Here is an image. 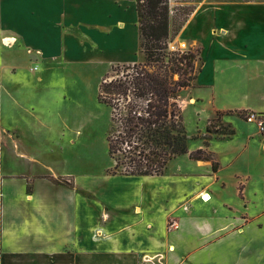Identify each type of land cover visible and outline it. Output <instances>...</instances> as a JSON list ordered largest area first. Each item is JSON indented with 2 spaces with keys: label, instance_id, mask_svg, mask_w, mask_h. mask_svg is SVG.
<instances>
[{
  "label": "crops",
  "instance_id": "crops-1",
  "mask_svg": "<svg viewBox=\"0 0 264 264\" xmlns=\"http://www.w3.org/2000/svg\"><path fill=\"white\" fill-rule=\"evenodd\" d=\"M201 23L207 37L198 47L193 97L204 117L220 112L234 128L231 138L208 141L219 170L186 154L173 160L191 166L189 172L108 174L113 187L102 195L90 179L48 175L40 148L57 147L66 120L85 114L82 85L92 74L91 120L104 73L143 61L134 3L0 0V264H264V205L252 214V199L264 197V175L254 190L256 181L236 170L242 162L252 165V156L264 165V134L231 115H264V0L204 1L176 39L198 44ZM201 86L209 97L198 94ZM227 175L234 178L237 205L225 199ZM119 180H126L128 192L115 188ZM134 180L164 185L132 192ZM203 193L209 201L201 200ZM171 222L176 228H168Z\"/></svg>",
  "mask_w": 264,
  "mask_h": 264
},
{
  "label": "trees",
  "instance_id": "trees-1",
  "mask_svg": "<svg viewBox=\"0 0 264 264\" xmlns=\"http://www.w3.org/2000/svg\"><path fill=\"white\" fill-rule=\"evenodd\" d=\"M127 1L135 6L144 62L112 67L116 77L104 79L98 87L97 102L109 107L114 126L107 137V152L113 160L109 173L159 176L171 160L186 154L194 161H211L215 171L217 164L208 150L211 139L208 129L203 147L188 152L179 99V94L193 85L200 71L196 67L200 48L182 53L168 50V43L186 20L172 33L169 0ZM233 133L230 131L228 135Z\"/></svg>",
  "mask_w": 264,
  "mask_h": 264
},
{
  "label": "rangeland",
  "instance_id": "rangeland-1",
  "mask_svg": "<svg viewBox=\"0 0 264 264\" xmlns=\"http://www.w3.org/2000/svg\"><path fill=\"white\" fill-rule=\"evenodd\" d=\"M204 1L207 0H169L168 2V8H169V25L172 33L174 30L178 27V25L183 20H188L189 17L192 15V13L198 11L203 4ZM217 1V0H213ZM219 2L221 0H218ZM238 1H263V0H238ZM212 7V4L210 5ZM213 18L216 20L215 23L219 20L217 13L214 14ZM185 21V22H186ZM184 26V25H183ZM182 26V28H183ZM201 23L199 24L198 29V44L190 43L185 44L183 41H178L176 39L175 35L173 39L171 40V45L176 46L177 49H180L181 51H188V50H195L198 47H204L206 37L205 34V27ZM181 28V29H182ZM180 29V30H181ZM208 50L204 51V58H208ZM202 58V56H200ZM203 61V60H202ZM144 60L142 61V63ZM200 62L196 64V67L198 68ZM109 77H116L115 73L111 69L106 71L104 73L100 83ZM111 79V78H110ZM200 81L202 82L203 79L201 78ZM95 82H96V74H92L89 78L87 83H83V95L80 101L82 102V107L85 111L84 115H81L80 119H77L75 121H72L71 119L66 120L65 126L62 128L63 137L60 140V144L50 149V147H42L40 148V154L41 159L45 164H47L51 169H46V173L48 175L51 174V172H55L57 175L64 177L66 173L71 174L70 179H78V180H84V179H90L91 181H94L96 184V188L99 192V194L106 195L108 191L111 189L112 182L111 180H108L107 175L110 174L109 170L113 167V160L109 157L107 152V137L110 136L114 131V126L111 121V111L109 107L98 104L97 98L94 100L93 104H98L96 107H100L98 110H95V117L93 120H91L87 115V108L90 107V102L88 98L90 95H94L96 93L97 88H95ZM199 85H203L202 83ZM198 92L200 96H202V99H205L209 97L210 94H208V90H204V88L201 86V88ZM195 88L189 87L185 90H183L179 94L180 99V105L182 108V114H183V122L184 127L186 131V135L188 137V144L187 148L188 150L191 149V146L196 141H200L203 143L204 139L203 137L207 135V129L209 132V135L212 140L221 141L223 139L231 138L232 135H228L230 131L234 132V128L231 124H226L222 116H220V112H215L210 114L207 117H204L202 115V110L200 108V103L198 100H196L194 95ZM262 93H264V88L260 89ZM193 100V103H190L189 101ZM102 105V106H100ZM224 114V112L222 113ZM244 112H236L231 114L234 121L239 123L242 127H247L243 121L244 119ZM17 121L19 120V123L25 128L28 125V122L25 118L20 116V113L17 114ZM78 131V132H77ZM71 139V141H70ZM22 143V142H21ZM27 144L31 145V142H26ZM25 141H23L22 144H26ZM53 147V146H52ZM214 148H216L218 151L219 145H214ZM195 146L192 147V151H195ZM220 151V150H219ZM189 152V151H188ZM223 152L225 153H233L234 150L231 147H225L223 149ZM187 159V158H183ZM20 161V160H19ZM177 161V160H176ZM213 161L216 162V158L213 155ZM21 162V161H20ZM175 160L169 162L166 166V169L163 171L164 173H172L177 172L180 168L182 171H191V166L189 168L180 165V163H176ZM219 170V166H217V171ZM241 175H247L248 177H252L254 181L252 182V188L255 190V188H260L262 186V180L264 175V165L259 161H254V158L252 156V165H248L247 163H240L237 167V169ZM163 173V174H164ZM119 174V173H117ZM216 173H212L210 171L208 173V176H214ZM122 175V174H119ZM125 176V175H123ZM127 176V175H126ZM128 183L130 185V191H136L139 186H148L151 185L152 187H163V182H147V181H129ZM126 180H119L114 184L116 189L122 192H128L126 189ZM160 185V186H159ZM234 178L232 175H227V188L226 192L227 195L225 196V199L230 202L231 204H239V197L235 195V189H234ZM129 191V192H130ZM131 194V193H129ZM201 198V197H200ZM210 198L207 200L209 201ZM206 201V200H205ZM264 197L257 196L252 199V214L260 210L262 206L264 205ZM263 203V204H262ZM253 207H256L254 209ZM260 207V208H259Z\"/></svg>",
  "mask_w": 264,
  "mask_h": 264
},
{
  "label": "built area",
  "instance_id": "built-area-1",
  "mask_svg": "<svg viewBox=\"0 0 264 264\" xmlns=\"http://www.w3.org/2000/svg\"><path fill=\"white\" fill-rule=\"evenodd\" d=\"M168 50L172 52H186V51H181L180 49H177L176 46H172L171 43H168ZM244 119L248 123H254L259 131L260 134H264V115L255 113V112H246L244 114ZM168 228H176V223L171 222L168 224ZM162 257L158 256L157 261H160Z\"/></svg>",
  "mask_w": 264,
  "mask_h": 264
},
{
  "label": "bare ground",
  "instance_id": "bare-ground-1",
  "mask_svg": "<svg viewBox=\"0 0 264 264\" xmlns=\"http://www.w3.org/2000/svg\"><path fill=\"white\" fill-rule=\"evenodd\" d=\"M208 199H209V196L206 193H203L202 197H201V200H204V201L206 200L207 201Z\"/></svg>",
  "mask_w": 264,
  "mask_h": 264
}]
</instances>
